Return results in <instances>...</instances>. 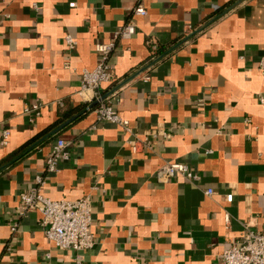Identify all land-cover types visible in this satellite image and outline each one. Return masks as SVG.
Returning a JSON list of instances; mask_svg holds the SVG:
<instances>
[{
	"label": "crops",
	"instance_id": "0c3cea01",
	"mask_svg": "<svg viewBox=\"0 0 264 264\" xmlns=\"http://www.w3.org/2000/svg\"><path fill=\"white\" fill-rule=\"evenodd\" d=\"M128 21L134 35L114 40ZM111 41L114 78L100 93L130 131L77 94L94 45ZM262 56L264 0H0V264H221L244 227L264 232ZM35 103L38 115L23 111ZM158 127L166 136L134 153L133 135ZM58 138L69 159L47 173ZM172 161L197 180L158 181ZM36 174L50 199L90 196L91 248L58 249L40 212L22 211Z\"/></svg>",
	"mask_w": 264,
	"mask_h": 264
},
{
	"label": "built area",
	"instance_id": "2783aa9c",
	"mask_svg": "<svg viewBox=\"0 0 264 264\" xmlns=\"http://www.w3.org/2000/svg\"><path fill=\"white\" fill-rule=\"evenodd\" d=\"M132 12L135 15H145L146 9L138 4ZM135 33V24L128 21L122 25L115 33L114 40L129 39ZM65 43L69 50L74 49L75 41L69 36H65ZM115 48V42L96 43L94 52L99 57L96 66L87 70L84 69L79 75L80 88L77 94L85 101L87 109H93L97 120L108 121L119 125L123 130L130 131L129 122L122 118L108 97L102 98L100 90L105 84L113 81V73L108 63V56ZM153 51L156 45L151 44ZM67 67V65H66ZM258 71L264 75V56L258 63ZM97 101L96 105L90 108V104ZM40 104L35 103L24 107L23 111L28 113L34 110L39 114ZM166 136L161 127L146 131L143 140H139L135 135L129 141L132 151L135 153L144 148H150L151 143L148 136ZM10 136L8 129L0 131V145H6ZM68 145L64 139L58 138L52 145L50 154L45 159V172L55 173L59 171V164L69 159ZM180 175L189 181L197 180L195 171L191 170L185 163L172 161L163 163L156 170L155 176L158 181L165 182L169 178ZM46 176L36 174L34 185L27 192L21 193V209L38 210L41 214L40 225L45 227L46 238L58 249H68L84 251L94 245V237L90 232L91 222V198L86 195L76 200H53L43 192ZM207 194L212 190L207 189ZM225 201L230 202L233 193L225 194ZM228 223V215H224ZM11 230H15L12 226ZM221 264H264V232L253 231L244 227L241 237L226 246L221 255Z\"/></svg>",
	"mask_w": 264,
	"mask_h": 264
},
{
	"label": "water",
	"instance_id": "95a60500",
	"mask_svg": "<svg viewBox=\"0 0 264 264\" xmlns=\"http://www.w3.org/2000/svg\"><path fill=\"white\" fill-rule=\"evenodd\" d=\"M105 96H103L102 98H104ZM97 103V101H94L93 103L90 104V108H92L93 106H95ZM63 125H61L59 128H61Z\"/></svg>",
	"mask_w": 264,
	"mask_h": 264
},
{
	"label": "trees",
	"instance_id": "16d2710c",
	"mask_svg": "<svg viewBox=\"0 0 264 264\" xmlns=\"http://www.w3.org/2000/svg\"><path fill=\"white\" fill-rule=\"evenodd\" d=\"M157 53L161 54L162 53V50H160V48H159ZM85 105L83 106V109H86V106Z\"/></svg>",
	"mask_w": 264,
	"mask_h": 264
}]
</instances>
